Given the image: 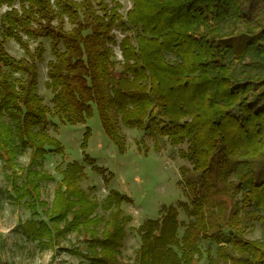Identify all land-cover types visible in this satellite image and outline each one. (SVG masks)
<instances>
[{
    "label": "trees",
    "instance_id": "1",
    "mask_svg": "<svg viewBox=\"0 0 264 264\" xmlns=\"http://www.w3.org/2000/svg\"><path fill=\"white\" fill-rule=\"evenodd\" d=\"M128 1L131 9L121 16L120 0H0L6 7L0 14V161L11 201L31 213L18 225L22 235L50 249L68 233H83L86 252L70 251L79 264H121L131 218L120 207L130 199L111 190L100 204L80 189L83 165L106 186L112 179L86 154L88 127L79 146L82 164L56 168L61 181L53 200L40 201L41 183L53 180L42 161L48 153L62 154L47 131L48 118L75 127L96 113L121 153L120 126L133 129L141 122L153 137L175 147L186 144L179 156L194 175L182 170L196 222L178 237L177 207L162 206L158 219L136 228L139 247L127 264H196L201 240L217 246L215 258L207 252L208 264H264V111L257 112L264 106V0ZM113 30L130 36L117 45ZM39 39L49 41L44 85L52 93L51 107L37 94L36 63L43 62L45 49L40 43L29 49ZM8 40L27 59L10 57ZM115 46L121 77L113 72ZM207 144L215 151L211 158ZM20 150L30 153L26 168L17 164ZM255 160L258 175L250 167ZM232 175L234 183L221 188ZM227 204L230 212L221 218ZM37 206L49 224L33 220ZM250 223L260 226L256 240L246 239Z\"/></svg>",
    "mask_w": 264,
    "mask_h": 264
},
{
    "label": "rangeland",
    "instance_id": "2",
    "mask_svg": "<svg viewBox=\"0 0 264 264\" xmlns=\"http://www.w3.org/2000/svg\"><path fill=\"white\" fill-rule=\"evenodd\" d=\"M76 1L79 2L80 0ZM106 3L110 5L109 0H106ZM120 4L122 8L119 10V14L124 16L125 12L131 9L132 4L128 0H120ZM4 11H6V7L1 6L0 14ZM112 35L117 45L123 37L130 36L129 33L123 34L118 30H113ZM38 43L43 45L45 54L43 62L36 63L38 70L37 94L43 99L44 104L51 107L52 93L44 85L47 81L46 65L48 61L52 60L49 54V41L46 39L31 41L29 42V49L33 51ZM5 49L8 55L14 59H27L13 40L7 41ZM166 58L171 60L169 56ZM111 61L114 74L117 77L123 76L122 59L118 46L113 48ZM263 111L264 106L257 108L259 115ZM48 122L47 131L61 144L62 154L48 153L42 161L43 171L53 177V180L41 183L40 201L50 205L53 200L54 191L61 181V176L55 171L56 168L62 171L67 164L72 162L82 164L83 156L79 146L84 130L88 127L91 135L86 154L95 160L98 167L111 173L112 179L106 186L100 175L92 172L89 166L83 165L84 176L78 183L80 189L100 204L111 190L130 199L129 203H123L120 207L123 215L131 218L125 227L126 236L119 251L121 264L130 263L138 250L139 237L135 232L136 228L146 220L158 219L162 206L177 207V219L180 226L178 237L183 235L189 225L196 222L197 209L192 200L184 195L185 186L182 181L183 169L187 170V175L194 176L190 173L191 167L188 162L179 156L180 150H186V144L175 147L161 136L153 137L149 134L146 123L141 122L133 129L120 126L119 134L124 146V152L121 153L104 134L96 113L85 125L75 127L63 124L51 117L48 118ZM208 151L211 158L215 151L209 145ZM29 154V151L20 150L18 152L17 164L20 168H26L28 165ZM250 167L258 175L260 163L257 160L251 161ZM6 172L7 170L3 168V163L0 161V264H79L80 258L71 254L70 251L78 249L82 253L86 252V234L68 233L56 241L50 249L43 248L22 235L18 225L30 220L31 213L24 206L13 204L11 201V186L4 178ZM234 181L235 178L232 175L220 186L223 188L226 184L234 183ZM227 188L228 194L225 195L228 202L231 199L229 194L231 187L227 185ZM239 198L237 195L235 201H238ZM230 208L231 205L227 204L224 214L220 217H227ZM36 212L37 215L33 217V220H40L49 224L48 217L43 213V208L37 206ZM97 214L100 217L105 215L101 209L97 210ZM215 218L218 217L215 216ZM62 226L63 223L60 224V227ZM247 232L246 239L256 240L260 237L261 229L258 224L250 223ZM199 246L202 251V259L196 264H208L206 254L209 252L210 256L215 258L217 246L206 240H201Z\"/></svg>",
    "mask_w": 264,
    "mask_h": 264
}]
</instances>
